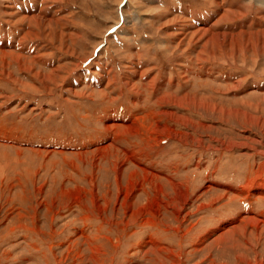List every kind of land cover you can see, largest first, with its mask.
Here are the masks:
<instances>
[{
	"label": "rangeland",
	"instance_id": "rangeland-1",
	"mask_svg": "<svg viewBox=\"0 0 264 264\" xmlns=\"http://www.w3.org/2000/svg\"><path fill=\"white\" fill-rule=\"evenodd\" d=\"M77 2L0 0V264H264V0Z\"/></svg>",
	"mask_w": 264,
	"mask_h": 264
},
{
	"label": "crops",
	"instance_id": "crops-1",
	"mask_svg": "<svg viewBox=\"0 0 264 264\" xmlns=\"http://www.w3.org/2000/svg\"><path fill=\"white\" fill-rule=\"evenodd\" d=\"M59 3V2H58ZM77 3H81V6L80 5H78L77 4V6H79V8H82L83 10H86L85 8H83V7H86V5L87 4H85V0H79V2H77ZM164 84V83H163ZM133 121V120H132ZM132 121H127V124L128 123H131ZM125 123V122H124ZM139 162V161H138ZM195 167H198V168H201V165L199 164V162L198 161H196L195 163ZM151 165V164H150ZM147 166V167H146ZM140 167L141 168H143V169H145V171H146V169H147V171H149V172H153L154 174L156 173V174H158L159 176H165L166 175V173H159V171L157 170H155L154 168H152V169H154V171H151V170H149V166H148V164H142V165H140ZM152 167V166H151ZM172 168H175V169H179V168H181L182 170H184V169H187V167H185L184 166V163L183 162H180V161H176V163H175V165H173V167ZM174 169V170H175ZM171 172H173V171H170L169 173H171ZM167 176V175H166ZM166 178H169L170 179V177H166ZM228 185H230V184H228ZM214 186H216V188H225L227 191L228 190H233V191H237V190H235L234 188H231V187H229V186H227V185H222V186H217V185H212V187H214ZM137 192H142V188L140 187L139 189H138V191ZM146 197H148V195H145ZM141 197V196H140ZM144 198V197H143Z\"/></svg>",
	"mask_w": 264,
	"mask_h": 264
},
{
	"label": "bare ground",
	"instance_id": "bare-ground-1",
	"mask_svg": "<svg viewBox=\"0 0 264 264\" xmlns=\"http://www.w3.org/2000/svg\"><path fill=\"white\" fill-rule=\"evenodd\" d=\"M28 20V22H29V20H30V24H35V26H37L38 24H37V21H39V19H37V17H35V16H31V17H24V20ZM24 20H22V21H24ZM50 25V24H49ZM62 36H63V34H62ZM20 59V58H19ZM27 68H29V67H27ZM32 69V68H31ZM35 74H39V73H35ZM55 74H56V72L55 71H53V72H51V74H50V78H52V77H55ZM40 75V74H39ZM49 77V76H48ZM56 78V77H55ZM102 94V93H101ZM107 94V93H106ZM106 94H104V95H106ZM169 98V97H168ZM170 99V98H169ZM181 99V98H180ZM179 99V100H180ZM182 100V99H181ZM163 101V100H162ZM170 114H172V113H170ZM112 127H113V125H112ZM119 127V126H118ZM122 128L124 127L125 128V126H121ZM233 146V145H232ZM229 149V148H228ZM260 174V173H259ZM257 175V177L254 179V182H256L255 180H257V179H259L260 177H261V175ZM261 179V178H260ZM253 183V182H252ZM262 184V183H261ZM172 185V184H171ZM173 187V186H172ZM263 192V191H262ZM178 193H179V191H178ZM180 194V193H179ZM227 194V193H226ZM181 195H182V193H181ZM259 196H261V195H259ZM262 197V196H261ZM262 222V221H261Z\"/></svg>",
	"mask_w": 264,
	"mask_h": 264
}]
</instances>
